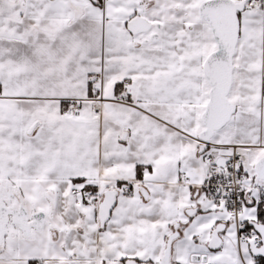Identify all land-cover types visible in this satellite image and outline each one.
Instances as JSON below:
<instances>
[{
	"label": "snow or ice",
	"instance_id": "1",
	"mask_svg": "<svg viewBox=\"0 0 264 264\" xmlns=\"http://www.w3.org/2000/svg\"><path fill=\"white\" fill-rule=\"evenodd\" d=\"M0 264H264V0H0Z\"/></svg>",
	"mask_w": 264,
	"mask_h": 264
}]
</instances>
